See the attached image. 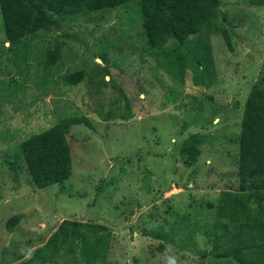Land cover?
Returning <instances> with one entry per match:
<instances>
[{"label": "rangeland", "instance_id": "374dc122", "mask_svg": "<svg viewBox=\"0 0 264 264\" xmlns=\"http://www.w3.org/2000/svg\"><path fill=\"white\" fill-rule=\"evenodd\" d=\"M217 2L211 28L188 45L169 40L161 47L171 61L184 59L182 83L151 56L133 2L52 16L48 31L11 51L0 19V264H22L43 248L32 264H86L93 244L101 254L93 264H246L245 249L219 255L241 220L217 213L240 192L237 138L246 94L255 82L264 88V0ZM220 28L230 30L232 51ZM46 51L58 57L48 67ZM204 57L212 62L206 72L198 65ZM77 70V84L60 78ZM202 73L205 84L196 86L193 77ZM76 116L91 126L69 128V178L37 189L19 163L14 180L8 160L16 146ZM192 134L203 142L187 165L181 149ZM64 221L72 223L67 234L50 243Z\"/></svg>", "mask_w": 264, "mask_h": 264}, {"label": "trees", "instance_id": "16d2710c", "mask_svg": "<svg viewBox=\"0 0 264 264\" xmlns=\"http://www.w3.org/2000/svg\"><path fill=\"white\" fill-rule=\"evenodd\" d=\"M128 2L138 7L141 34L151 56L172 78L182 83L184 59L176 57V67L175 61L167 57V50L161 47L169 40L178 46L188 45L190 36L196 35L202 28H211L218 14L217 0H0L1 27L8 44L7 50L15 49L24 39L34 38L39 30L48 31L50 25L56 24V19L65 20L77 15L98 13L125 6ZM52 16L56 19H52ZM230 34V30L219 29V35L228 51L233 48ZM202 55L207 56V52H202ZM46 59L44 66L48 67L58 57L46 51ZM198 65L206 72V66L210 68L212 62L204 57ZM60 78L66 84L74 85L81 80L82 73L77 70L60 75ZM205 79L202 73L198 80L193 77V83L204 86ZM79 124L91 126L85 117H68L21 141L13 150V159L8 160L14 180L15 170L21 165L30 183L37 189L54 184L61 186L71 174L70 147L66 136L71 126ZM239 126L237 177L240 192L233 198L228 197L229 203L219 207L217 218L241 222L228 237L229 245L219 255L223 258L237 257L241 253L240 249H245L240 256L242 261L246 264H264V88L259 83H253L246 94ZM202 142V138L196 134L184 140L181 152L186 154L187 165L195 160L198 155L195 147ZM250 202L255 204L254 209L249 208ZM247 208L249 213L245 212ZM19 218L18 215L9 218L5 228L13 227ZM69 224L72 223L64 221L59 225L49 242L56 241L59 236L64 238ZM217 226L218 223H214V227ZM84 240L82 238L81 243ZM250 243L252 245L249 246ZM46 250H35L22 264L35 263ZM85 250L86 264H93L101 255L96 244Z\"/></svg>", "mask_w": 264, "mask_h": 264}]
</instances>
